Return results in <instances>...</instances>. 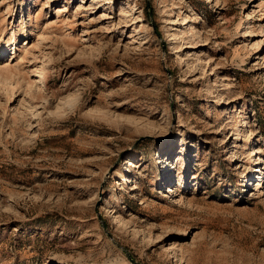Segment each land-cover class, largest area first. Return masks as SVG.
I'll list each match as a JSON object with an SVG mask.
<instances>
[{
	"label": "rangeland",
	"instance_id": "rangeland-1",
	"mask_svg": "<svg viewBox=\"0 0 264 264\" xmlns=\"http://www.w3.org/2000/svg\"><path fill=\"white\" fill-rule=\"evenodd\" d=\"M0 264H264V0H0Z\"/></svg>",
	"mask_w": 264,
	"mask_h": 264
}]
</instances>
